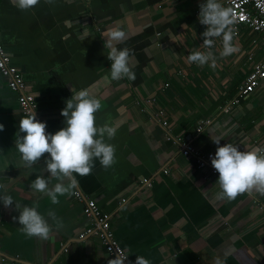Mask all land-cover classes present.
I'll return each mask as SVG.
<instances>
[{"label":"crops","instance_id":"obj_1","mask_svg":"<svg viewBox=\"0 0 264 264\" xmlns=\"http://www.w3.org/2000/svg\"><path fill=\"white\" fill-rule=\"evenodd\" d=\"M200 2L39 0L21 10L14 0H0V39L34 92L46 131L64 127L61 109L74 89H87L102 101L96 122L117 128L109 141L116 162L104 168L97 159L90 174L78 176L77 189L110 218L134 263L143 256L150 264H215L216 257L225 264H264V194L217 198V176H207L209 168H199L194 156L182 155L163 124L168 120L173 136L188 138L204 155L215 153L216 138L240 150L264 147V82L224 110L264 58L261 36L242 26L234 34L238 51L229 57L219 56L216 38L215 68L189 63V52L203 50ZM115 26L126 32L115 46L132 49L135 80L104 79L111 63L107 36ZM164 82L170 83L166 89ZM21 116L18 93L0 71V184L15 201L38 204L52 224L47 238L29 236L16 219L19 212L0 204V264H108L111 257L97 234L79 237L94 220L84 214L75 190L53 204L31 189L37 175H48V153L31 166L22 161L15 145ZM207 119L211 123L198 132Z\"/></svg>","mask_w":264,"mask_h":264},{"label":"clouds","instance_id":"obj_2","mask_svg":"<svg viewBox=\"0 0 264 264\" xmlns=\"http://www.w3.org/2000/svg\"><path fill=\"white\" fill-rule=\"evenodd\" d=\"M38 2L39 0H14L16 7L21 10H28ZM197 19L206 26L201 33L204 38L201 45L203 50L189 52L187 61L197 66L208 65L215 68L217 56L213 49L216 38L221 39L220 57H229L238 51L231 27L234 24L232 9L226 7L222 0H201ZM125 38L126 32L120 26L113 27L108 33L107 58L111 63L104 76L105 80L136 79L131 62L132 49L115 46ZM64 103L65 107L61 109V115L65 118L64 127L54 133L46 131V122L37 119L35 110H30L27 115L21 116L15 133V145L25 164L31 166L43 154L48 153L44 158L43 169L48 175H37L30 187L34 192L45 194L53 204L59 202L60 196L77 189L78 176L90 174L97 159L104 168H109L116 162V148L109 141L117 135V128L109 122L103 125L96 122V113L103 107L102 101L87 89H74ZM3 129L4 125L0 123V131ZM221 140L212 139L218 146L211 157V164L218 172L217 198L231 200L238 194L253 191L264 194V147L240 150L237 144L231 142L221 145ZM52 178L57 182L53 184ZM0 204L19 212L16 219L27 235L47 238L52 231V224L38 210V204L30 206L15 201L3 184H0ZM48 217L60 226L61 222L54 212L49 211ZM128 257L127 254L118 252L108 264H127ZM135 264H150V261L143 256H136ZM215 264H225V261L216 257Z\"/></svg>","mask_w":264,"mask_h":264},{"label":"built area","instance_id":"obj_3","mask_svg":"<svg viewBox=\"0 0 264 264\" xmlns=\"http://www.w3.org/2000/svg\"><path fill=\"white\" fill-rule=\"evenodd\" d=\"M229 8L232 9L234 17L233 28L234 34L241 31L242 26L248 27L252 31L261 36L262 45L264 47V0H222ZM199 13V10L197 11ZM0 71L7 80L8 86L18 93V101L20 109L24 115H27L30 110H35L36 117L42 120L38 111V103L34 92H32L26 82L24 74L21 69L13 62L12 56L6 49L5 45L0 39ZM264 82V58L254 63L253 69L247 78L239 85L237 93L225 103L224 110L229 111L240 103L242 98H245L254 93L258 87ZM161 86L166 89L170 86L169 82H164ZM43 121V120H42ZM211 120L207 119L200 122L197 131L201 132L206 125L210 124ZM164 127L167 131L168 139L175 140L179 143L180 150L184 156H194L197 160L199 168H209L208 174L218 177L217 170L211 164V157L214 153L204 155L198 148H196L186 137L173 136L168 120L163 121ZM169 170L165 169V172ZM146 185H151L149 178H144L142 181ZM74 197L84 202V214L94 220V225L82 232L79 237L85 238L90 234H97L111 259L114 258L118 252L127 254V264H135L131 260L129 252L121 245L116 238L111 226L110 218L100 209L98 203L93 198H87L81 190L74 191ZM124 200H126L124 198Z\"/></svg>","mask_w":264,"mask_h":264},{"label":"trees","instance_id":"obj_4","mask_svg":"<svg viewBox=\"0 0 264 264\" xmlns=\"http://www.w3.org/2000/svg\"><path fill=\"white\" fill-rule=\"evenodd\" d=\"M234 91H235V92H234V95H235V94L237 93V89H234Z\"/></svg>","mask_w":264,"mask_h":264}]
</instances>
